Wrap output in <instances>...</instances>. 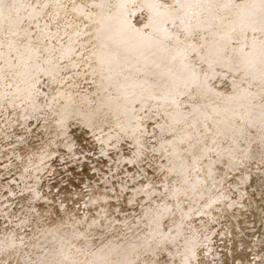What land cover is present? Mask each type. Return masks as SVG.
<instances>
[{
    "label": "rangeland",
    "instance_id": "obj_1",
    "mask_svg": "<svg viewBox=\"0 0 264 264\" xmlns=\"http://www.w3.org/2000/svg\"><path fill=\"white\" fill-rule=\"evenodd\" d=\"M0 264H264V0H0Z\"/></svg>",
    "mask_w": 264,
    "mask_h": 264
},
{
    "label": "bare ground",
    "instance_id": "obj_2",
    "mask_svg": "<svg viewBox=\"0 0 264 264\" xmlns=\"http://www.w3.org/2000/svg\"><path fill=\"white\" fill-rule=\"evenodd\" d=\"M69 2H70V1H69ZM122 3H123V2H122ZM122 16H123V15H122ZM115 17H116V16H115ZM107 20H109V19H107ZM106 22H107V21H106ZM122 22H123V21H122ZM122 26H123V25H122ZM122 26H121V27H122ZM122 28H123V27H122ZM106 29H107V28H106ZM117 29H118V28H117ZM117 29H116V30H117ZM125 29H126L127 32L130 30L129 27H126V26H125ZM104 30H105V29H104ZM110 30H111V29H110ZM116 30H111V31L114 32V31H116ZM123 32H124V31H123ZM129 32L132 34L131 31H129ZM115 33H118L115 37H116V38H119L118 35H119L120 32L118 31V32H115ZM121 33H122V32H121ZM121 33H120V34H121ZM114 35H115V34H114ZM138 36H139V35H138ZM144 36H145V35H144ZM210 38H211V37H210ZM145 40H146V39H145ZM148 41H149V40H148ZM148 41H147V42H148ZM137 44H138V43H137ZM117 45H118V44H117ZM158 46H159V45H158ZM135 47H136V46H135ZM159 48H160V47H159ZM159 48H158V49H159ZM104 52H105V51H104ZM104 52L102 51L101 54H104ZM168 52H169V51H168ZM65 53H66V52H65ZM144 54H145V53H144ZM175 54H176V53H175ZM163 55H166V52H165V54H163ZM119 56H120V55H119ZM179 56H180V54H179ZM177 57H178V56H177ZM111 65H112V64H111ZM104 66H105V65H104ZM188 78H190V77H188ZM191 78H192V77H191ZM191 78H190V79H191ZM182 79H183V78H182ZM182 79H181V80H182ZM186 80H187V79H186ZM186 80H185V82H186ZM183 81H184V80H183ZM187 83H189V82H187ZM185 85H186V83H185ZM185 85H184V82H183V86H185ZM111 86H112V85H111ZM118 86H120V85H117L116 87H118ZM114 89H115V87H114ZM111 91H112V90H111ZM115 92H116V91H115ZM118 92H119V91H118ZM243 94H244V93H243ZM240 99H241V98H240ZM240 99H239V100H240ZM99 100H100V99H99ZM227 104H228V103H226V105H227ZM118 106H119V105H118ZM108 107H109V106H108ZM119 107L121 108V106H119ZM229 107H230V106H229ZM116 108H117V107H116ZM230 108H231V107H230ZM230 108H229V109H230ZM121 109H123V107H122ZM115 111H116V109H115ZM251 112H252V111H250L249 113H251ZM203 113H204V112H203ZM260 122H261V121H260ZM259 124H260V123H259Z\"/></svg>",
    "mask_w": 264,
    "mask_h": 264
}]
</instances>
